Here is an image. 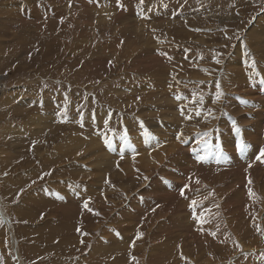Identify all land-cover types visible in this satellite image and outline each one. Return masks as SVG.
<instances>
[{
	"label": "rangeland",
	"instance_id": "rangeland-1",
	"mask_svg": "<svg viewBox=\"0 0 264 264\" xmlns=\"http://www.w3.org/2000/svg\"><path fill=\"white\" fill-rule=\"evenodd\" d=\"M261 149L264 0H0V264H264Z\"/></svg>",
	"mask_w": 264,
	"mask_h": 264
},
{
	"label": "snow or ice",
	"instance_id": "snow-or-ice-1",
	"mask_svg": "<svg viewBox=\"0 0 264 264\" xmlns=\"http://www.w3.org/2000/svg\"><path fill=\"white\" fill-rule=\"evenodd\" d=\"M161 55L167 56V53H161ZM245 55H248V53H245ZM215 62H216V63H220V61H219L218 59H217ZM249 67L255 69V67H256V62H255V60L252 61L251 65H249ZM204 71H207V69H205ZM215 87H216V89H217V92H216V98H217V100H219L220 97L223 95V92H222V90H221V86H220V84H219L218 82L216 83ZM181 98H182V97L179 96V95L176 96V99H177V100H180ZM138 99H139V98H138ZM200 99H201V102H202V99H203V98L201 97ZM194 102H195V101H194ZM245 103H246V101H245ZM107 123H108V121H105V124H107ZM232 126H233V131H234L235 133L239 134V133H240V128L236 125V121H235V120L232 121ZM141 127H143V122H141ZM179 138H180V137H177V139H179ZM105 143L107 144V146H108L109 148H111L112 145H111V143H110L108 140H106ZM242 147H243L242 143H239V142H238V143L236 144V148H237V149H242ZM217 148L219 149L220 146L217 145ZM208 155H209V153H206L205 156H197V159H198V160H205V159L207 158ZM121 158H123V156H121ZM262 158H264V149H261V150H260V155L257 156V159L260 160V162L264 163V159H262ZM46 175H50V173H46ZM42 178H43V177H41V179H42ZM144 179L147 180L148 177H144ZM33 183H35V181H34ZM197 183H199V181H197ZM249 183H251L250 180H249ZM184 187L187 188L188 186L185 185ZM184 194H185V193H184V191L182 190V191L180 192V195H181V196H184ZM249 195H250V196L253 195L252 192H251V189H249ZM197 204H198V202H197L196 200H192L191 203H190V205H189V207L192 209V217H193L194 220L197 221V223H205V222H207V221H204V220L202 219L203 216H204V213H203V212L200 213V216H197V213H196V205H197ZM84 207L87 208L90 212L93 211L92 209L88 208V202H87V201L85 202ZM95 214L98 215L99 213H95ZM77 231H80V229H77ZM211 234H212L213 236H215V233H211ZM85 235H87V233H85ZM141 236H142V233H138V234H137V239H139ZM81 243H83V240H81ZM132 246H133V247L135 246V241L132 242ZM236 247H237V248H240V251L243 252V249L241 248V246H240L239 244H237ZM182 258H183V256H182ZM132 259L135 260V257H132Z\"/></svg>",
	"mask_w": 264,
	"mask_h": 264
}]
</instances>
